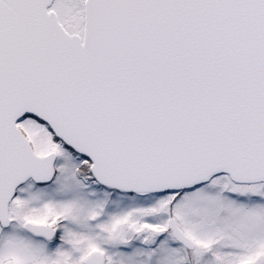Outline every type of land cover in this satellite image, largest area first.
Wrapping results in <instances>:
<instances>
[{
	"label": "snow or ice",
	"instance_id": "snow-or-ice-1",
	"mask_svg": "<svg viewBox=\"0 0 264 264\" xmlns=\"http://www.w3.org/2000/svg\"><path fill=\"white\" fill-rule=\"evenodd\" d=\"M0 264H264V0H0Z\"/></svg>",
	"mask_w": 264,
	"mask_h": 264
}]
</instances>
